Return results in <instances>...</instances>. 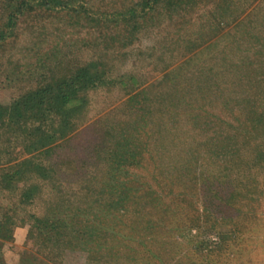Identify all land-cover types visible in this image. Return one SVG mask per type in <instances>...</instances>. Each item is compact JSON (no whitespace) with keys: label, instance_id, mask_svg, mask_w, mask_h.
Returning <instances> with one entry per match:
<instances>
[{"label":"rangeland","instance_id":"rangeland-1","mask_svg":"<svg viewBox=\"0 0 264 264\" xmlns=\"http://www.w3.org/2000/svg\"><path fill=\"white\" fill-rule=\"evenodd\" d=\"M40 1L0 0V37L13 32L8 24L11 14L31 2L35 7L19 17L15 37L0 43V106H10L29 91L69 77L94 61L109 65V84L81 94L86 102L72 116L73 132L54 145L51 155L35 159L59 167L51 181L39 185L33 202L21 204L25 186L12 181L5 188L9 182L0 171V223L6 230L1 234L10 237H0V264H264V164L257 157L264 137L258 138L251 124L260 113L264 115V0H186L170 8L179 15L172 16L175 24L168 16L170 6L159 3L156 21L131 36L124 23L113 22L119 20L114 15L127 0H67L73 2V9L63 13L34 5ZM128 36H133L131 42ZM228 67L235 71L226 78ZM219 72L218 78L211 76ZM206 78L237 84L231 100L238 135H243L245 115L251 119L246 125L252 139L250 174L236 159L232 208L219 206L218 198L205 189L204 183L213 190V182L199 174L213 170L202 160L210 147L201 140L203 124L189 120L201 114L194 92ZM124 137L146 145L144 167L100 172L98 181L105 175L103 181L113 186L130 181L127 192L139 196L140 209L146 205L145 196L152 198L153 205L146 207L137 224L125 219L123 223L109 196L94 203L98 185L96 192H90L88 205L79 208L96 221L95 236L101 233L104 240H88L85 250L68 248L60 256L52 255V246L60 244H49L53 233L44 227L40 235L31 230L32 217L70 220L76 212L68 209L78 206L77 199L83 203L85 194L70 197L77 189L74 182L93 173L94 164L107 168L104 160L92 159L94 153L98 147L101 153L115 150ZM0 145V150H7L0 161L19 157V144ZM183 148L201 157L200 162H182L178 152ZM241 148L237 144L234 155ZM240 154L244 156V151ZM155 167L159 170L154 174ZM39 182L32 178L26 183ZM48 189L55 191L53 195L43 194ZM120 192L117 196L123 198ZM98 249L106 255L93 260L89 251Z\"/></svg>","mask_w":264,"mask_h":264},{"label":"trees","instance_id":"trees-1","mask_svg":"<svg viewBox=\"0 0 264 264\" xmlns=\"http://www.w3.org/2000/svg\"><path fill=\"white\" fill-rule=\"evenodd\" d=\"M127 1L128 3L125 5L124 9H120L122 11H118L114 15V18L117 16L119 20L113 22L119 23L121 21L124 23V26L126 27L125 32L131 36L132 32H135L136 30L138 31L145 24H149L150 21H156L155 19L160 16H156L159 3H165L170 6L167 11L168 16L171 18V22H174L175 24V19L173 17L179 15L176 9L172 12L170 8H178L181 4H184L186 0ZM29 4L31 5H22L20 10H16L10 15L8 24H10L11 31L13 32L2 34L0 37V43L15 37L18 22L20 20L19 17L26 15L29 10L35 8L32 7V2ZM34 5L43 8L48 12L56 11L57 13H63L65 11H72L74 4L67 0H42L40 1V5L37 3ZM129 36L127 37V40L128 42H131L130 40L133 36ZM104 63L101 61L89 63L83 66V68H79L69 77L48 84L38 90L29 91L19 97V99L15 100L10 106H0V144L4 142L10 144L11 142H14L20 145V152L17 154L19 157L8 159L6 162L1 159L0 166L2 168L0 167V171L6 175H4L6 177L4 180L9 182L5 188L10 187L12 181L14 184L22 182L23 186H25L20 196L21 204L33 202L37 192L40 190L39 185L47 184V181H51L53 176L57 174V166L59 167V165L55 166L51 165V163L35 161V159L51 155L55 151L54 145L66 139L73 132L76 126L72 121V116H75L77 112L79 114L81 106L86 102L83 97V99L81 98V94L85 91L98 89L100 86L109 84L107 83L108 73L110 72L108 70L109 65ZM234 71L235 70L228 67L225 73L226 78L229 75L232 76ZM211 76L218 78L221 76V72L212 74ZM236 88L237 84L234 81L232 82V80L229 82L228 80L216 82L213 78H211V80L206 78V81L203 82L201 86H197V92H194L200 101V106L189 104L190 107L195 106L196 110L201 113H197L196 119L194 117L189 120V122H193L196 126L198 121L201 122V125L203 124L204 128L201 132V140L203 139L204 146L210 147V149L207 148L206 152H204L202 160L213 166V170L207 171L206 174L208 176H204V171H199V174L204 178L206 177L205 179L209 178L210 180H208L210 183L211 181L213 182L212 186H215V188L212 187L213 190L208 188L209 186L204 183L205 189H208L213 195H215L216 199L218 198L217 200L220 202L219 206L222 204L225 208H232L233 201L235 200L234 193L236 189L231 185L237 168L235 160L240 159V166L242 165L243 172L248 175L250 174L248 163L250 157L248 158V154L251 148L250 140L252 141V139L250 138V133L248 132L246 125L247 123H250L251 119L248 115H245L244 121L246 122V125H244L243 135H238V132L234 129L235 127L233 123V117L236 114L234 111L236 106L234 105V101L231 100V98H233L232 95L236 92ZM171 96L174 95L171 94ZM172 100L173 98L169 99L168 102L171 103L170 101ZM174 100H176V97ZM217 112H219L220 117ZM258 118V121L256 120L255 123H252L251 121V124L256 129L255 132L259 135L258 138H263L264 115L260 113ZM191 136L192 135H189V138H191ZM122 139L123 140L119 141L115 150L108 149L104 153H101L98 147L96 155L94 153L92 159H97L98 161L104 160L107 168H102L100 165L97 166L94 164L96 170L93 173L87 174L84 179H76L74 182L77 189L70 194V197L76 198L81 192L85 194L81 196L84 198L83 203H79V199L76 200L77 203L74 201L78 206L71 203V205L74 206L68 210L75 211L76 213L70 220H68L66 216L61 217L60 219L55 217H51L52 219L32 217L34 223L31 230L34 228L37 234L40 235L43 234L42 230L44 227L46 230H49L50 233H53L52 237L47 239L49 244H60V246L57 247H55L56 245L52 246V255L60 256L68 248L85 250L84 245H88V240L92 241V243H95L94 239L97 241L104 240L105 237L103 238L101 233L96 234L95 236L94 222L96 221L94 220L92 222L90 215L88 213L84 215L80 211L81 208H79V204L84 206L88 205V201L91 199L89 194L90 192H96L94 189L98 187V185L100 186L98 187L99 198L94 203L105 201L109 196V200H111L109 203L115 206V208H111H113L115 212H120L119 215H121L123 223L125 219L129 224L130 222L137 224L136 220L144 218L143 216H145V212L148 210L146 207L149 208L153 205L152 198L145 196L144 199L146 205L140 209L139 206L142 202L141 199H139V196L137 195L138 198L136 196L133 197L132 194L127 192L126 184H129L130 181H127V183L123 185L124 187L118 185L117 182H114L117 187L109 185L108 181H103V178L106 175L98 181L99 178L97 174L100 172L110 174V172H122V169L127 167H144L143 163L145 161L144 152L147 148L146 145L140 146V143L138 144L136 140L130 141L126 137ZM257 142L259 141L257 140ZM237 144L243 145L241 151H244V156L240 154L241 151H239L237 156L234 155V153H236L235 148ZM259 146L263 145L260 144ZM0 147L2 146L0 145ZM263 148L264 147H258L257 151L258 159L261 157L259 159V163L261 162L260 165L264 164ZM184 149L186 148H183L178 152L181 155L180 159L182 162L190 163V161H192L191 159L195 162H200V155V158H197L195 155L191 156V151H189V153L187 151L183 152ZM5 151L7 150H0V155L4 154ZM216 164H218V169L215 167ZM222 167L223 169H221ZM158 170L159 169L155 167L153 171L154 174L158 172ZM77 171L78 169H72V172ZM248 175H245V178ZM32 178L39 179V184L37 183V185L31 184L27 186L26 182H29ZM27 179L30 180L26 181ZM219 179H224L227 183L223 184ZM71 191L72 190H70V192ZM119 191H121L119 195L123 196V198L117 196ZM52 192L55 191L48 189V191L43 194L45 196L46 194H49L48 196H50L53 195ZM67 193L69 192L65 191V194ZM222 194L228 196L226 197V200L228 199L227 201L219 198ZM48 211L50 212V209ZM80 214L82 216H80ZM4 228L3 223H0V237L3 239L8 237L7 233L4 235L1 234L2 231H6ZM54 252L56 254H54ZM89 253L93 260L106 255L100 249L94 252L93 250L89 251ZM24 263L29 264L28 261Z\"/></svg>","mask_w":264,"mask_h":264}]
</instances>
